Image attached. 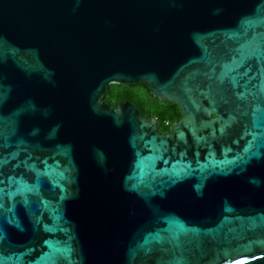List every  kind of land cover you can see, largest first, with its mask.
<instances>
[{"label":"water","instance_id":"obj_1","mask_svg":"<svg viewBox=\"0 0 264 264\" xmlns=\"http://www.w3.org/2000/svg\"><path fill=\"white\" fill-rule=\"evenodd\" d=\"M0 190L5 264H264V0H0Z\"/></svg>","mask_w":264,"mask_h":264},{"label":"trees","instance_id":"obj_2","mask_svg":"<svg viewBox=\"0 0 264 264\" xmlns=\"http://www.w3.org/2000/svg\"><path fill=\"white\" fill-rule=\"evenodd\" d=\"M104 100L108 104L118 101L131 102L142 115H151L157 120L160 132H168L173 122L182 116L177 103L158 99L142 82L108 84L105 87Z\"/></svg>","mask_w":264,"mask_h":264},{"label":"snow or ice","instance_id":"obj_3","mask_svg":"<svg viewBox=\"0 0 264 264\" xmlns=\"http://www.w3.org/2000/svg\"><path fill=\"white\" fill-rule=\"evenodd\" d=\"M0 191H2V190H0ZM7 259L8 258L3 257L2 255H0V264H5ZM232 264H240V262L239 261H233Z\"/></svg>","mask_w":264,"mask_h":264},{"label":"flooded vegetation","instance_id":"obj_4","mask_svg":"<svg viewBox=\"0 0 264 264\" xmlns=\"http://www.w3.org/2000/svg\"><path fill=\"white\" fill-rule=\"evenodd\" d=\"M159 130V129H158ZM170 131V130H169Z\"/></svg>","mask_w":264,"mask_h":264}]
</instances>
